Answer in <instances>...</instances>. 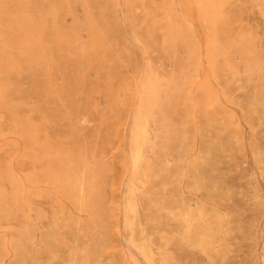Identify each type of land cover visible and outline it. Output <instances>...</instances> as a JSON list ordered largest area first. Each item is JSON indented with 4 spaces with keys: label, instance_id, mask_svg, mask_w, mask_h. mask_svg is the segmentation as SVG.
<instances>
[{
    "label": "rangeland",
    "instance_id": "rangeland-1",
    "mask_svg": "<svg viewBox=\"0 0 264 264\" xmlns=\"http://www.w3.org/2000/svg\"><path fill=\"white\" fill-rule=\"evenodd\" d=\"M0 264H264V0H0Z\"/></svg>",
    "mask_w": 264,
    "mask_h": 264
}]
</instances>
